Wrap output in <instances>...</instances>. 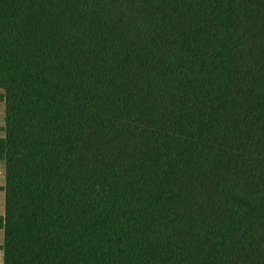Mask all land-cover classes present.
<instances>
[{"label":"trees","instance_id":"16d2710c","mask_svg":"<svg viewBox=\"0 0 264 264\" xmlns=\"http://www.w3.org/2000/svg\"><path fill=\"white\" fill-rule=\"evenodd\" d=\"M5 264H264V0H0Z\"/></svg>","mask_w":264,"mask_h":264},{"label":"crops","instance_id":"0c3cea01","mask_svg":"<svg viewBox=\"0 0 264 264\" xmlns=\"http://www.w3.org/2000/svg\"><path fill=\"white\" fill-rule=\"evenodd\" d=\"M1 94V93H0ZM5 127V107L4 102L0 101V139L4 137ZM6 214V164L0 161V223ZM4 229L0 228V264H5L4 261Z\"/></svg>","mask_w":264,"mask_h":264}]
</instances>
